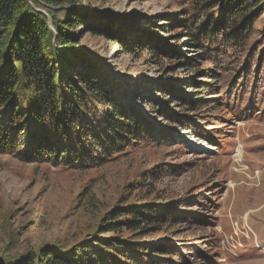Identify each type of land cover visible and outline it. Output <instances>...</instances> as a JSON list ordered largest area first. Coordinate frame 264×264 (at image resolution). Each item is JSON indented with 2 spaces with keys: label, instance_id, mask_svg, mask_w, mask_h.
Instances as JSON below:
<instances>
[{
  "label": "trees",
  "instance_id": "16d2710c",
  "mask_svg": "<svg viewBox=\"0 0 264 264\" xmlns=\"http://www.w3.org/2000/svg\"><path fill=\"white\" fill-rule=\"evenodd\" d=\"M171 1L178 11L168 17L172 33L159 36L148 19L140 34L129 22L119 27L89 15L77 0H0V154L64 171L97 170L130 151L171 143L172 130L156 127L159 116L190 119L186 111H200L228 74L264 92V0ZM88 20L99 21L86 26ZM78 26L92 36L118 33L111 40L125 53L159 63V80L133 96L148 109L125 99L102 58L82 49ZM184 46L196 54L181 52ZM175 66L194 74L181 78ZM161 166L136 170L123 186L139 188L134 200L119 197L86 236L1 254L0 264H179L174 225L192 222L193 211L187 200L159 201L148 188Z\"/></svg>",
  "mask_w": 264,
  "mask_h": 264
},
{
  "label": "rangeland",
  "instance_id": "374dc122",
  "mask_svg": "<svg viewBox=\"0 0 264 264\" xmlns=\"http://www.w3.org/2000/svg\"><path fill=\"white\" fill-rule=\"evenodd\" d=\"M77 2L89 15L112 19L119 27L129 22L140 34L148 28L147 19L159 36L172 33L168 17L178 13L171 0ZM34 8L45 11L41 5ZM82 27L76 28L82 49L102 58L123 84L119 91L125 99L148 109L141 96H133L159 80V63L146 54L125 53L111 40L118 33L92 36ZM181 52L196 54L186 46ZM178 71L181 78L194 74L193 69ZM215 83L200 111H186L190 119L156 120L159 130H172L171 143L130 151L97 170L64 171L0 154V255L17 257L44 244L67 245L86 236L119 197L134 200L139 188L123 186L136 170L161 164L159 173L148 178V188L159 192V201L187 200L193 211L192 222L174 225L179 264H264V92L229 74ZM205 135H211V142Z\"/></svg>",
  "mask_w": 264,
  "mask_h": 264
},
{
  "label": "bare ground",
  "instance_id": "6f19581e",
  "mask_svg": "<svg viewBox=\"0 0 264 264\" xmlns=\"http://www.w3.org/2000/svg\"><path fill=\"white\" fill-rule=\"evenodd\" d=\"M239 153V152H238Z\"/></svg>",
  "mask_w": 264,
  "mask_h": 264
}]
</instances>
